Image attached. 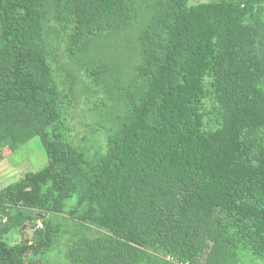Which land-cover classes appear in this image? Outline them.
I'll return each mask as SVG.
<instances>
[{"label": "trees", "instance_id": "obj_1", "mask_svg": "<svg viewBox=\"0 0 264 264\" xmlns=\"http://www.w3.org/2000/svg\"><path fill=\"white\" fill-rule=\"evenodd\" d=\"M35 137L0 264H264V0H0V161Z\"/></svg>", "mask_w": 264, "mask_h": 264}, {"label": "rangeland", "instance_id": "obj_2", "mask_svg": "<svg viewBox=\"0 0 264 264\" xmlns=\"http://www.w3.org/2000/svg\"><path fill=\"white\" fill-rule=\"evenodd\" d=\"M201 1L211 0H192L194 3ZM3 156L4 159L0 161V188L18 180L25 172L43 168L49 161L39 137L33 138L13 153L9 149H4ZM8 240L15 244L20 240V235L13 230Z\"/></svg>", "mask_w": 264, "mask_h": 264}]
</instances>
